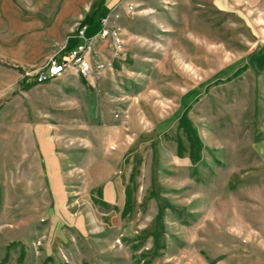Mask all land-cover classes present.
<instances>
[{"label":"rangeland","instance_id":"rangeland-1","mask_svg":"<svg viewBox=\"0 0 264 264\" xmlns=\"http://www.w3.org/2000/svg\"><path fill=\"white\" fill-rule=\"evenodd\" d=\"M98 2L0 0V264H264V0H107L123 56L23 90Z\"/></svg>","mask_w":264,"mask_h":264},{"label":"built area","instance_id":"built-area-1","mask_svg":"<svg viewBox=\"0 0 264 264\" xmlns=\"http://www.w3.org/2000/svg\"><path fill=\"white\" fill-rule=\"evenodd\" d=\"M128 8L131 9L132 6L129 5ZM101 23L100 29L90 38L85 37L87 24L83 23L78 26L76 37L84 40V44L57 52L38 70L35 72H25L24 75L33 76L36 83L50 81L52 76L61 77L71 70H75L82 76L90 79L97 77L108 64L93 61L91 54L95 40H108L111 44L113 57L121 58L124 54V45L120 29L110 24H104V18L101 19Z\"/></svg>","mask_w":264,"mask_h":264},{"label":"crops","instance_id":"crops-1","mask_svg":"<svg viewBox=\"0 0 264 264\" xmlns=\"http://www.w3.org/2000/svg\"><path fill=\"white\" fill-rule=\"evenodd\" d=\"M103 7L105 8V11H108L107 13H109L110 10L108 8L109 6H107V0L105 1V4ZM93 11L89 14V16L87 18H85V20H86L85 23L87 24V29L85 31V37L86 38L92 37L100 28L99 26H96V24L94 22V17L91 18ZM107 13L105 15H101V19L104 16H106ZM101 19H100V22H101ZM90 22H93V23L90 24ZM104 22H107V24H109L107 21V17L104 18ZM81 41H82L81 39L76 37V32H75V36L70 37L67 40V42L69 43L68 47L72 46L73 44L76 46L84 44V40L82 43H81ZM92 50H93V52H95V56H97V59H96L93 55V58L95 59V61H97V60H99V61H110L111 58L113 57V52L111 50V44L109 43L108 40H95L93 42ZM18 67L24 68L20 65H18ZM59 78H62V79L69 81V83L72 84V87L78 88V92H81V93H83L84 91L82 92V90L80 88V84L85 83L86 86H84V87H87L88 89H90L89 82L90 83L92 82V79H89L87 77L82 76L80 73H78L75 70H71ZM59 78H57V79H59ZM65 169L66 168H63V169L62 168L61 169L60 168H52L51 170L53 172L55 171L56 173L61 174L64 172Z\"/></svg>","mask_w":264,"mask_h":264},{"label":"trees","instance_id":"trees-1","mask_svg":"<svg viewBox=\"0 0 264 264\" xmlns=\"http://www.w3.org/2000/svg\"><path fill=\"white\" fill-rule=\"evenodd\" d=\"M106 0H99L98 5L96 7V9L93 11L91 18H93L95 16V14L97 12H99L101 10V8L104 6ZM86 20H83V22H81V24L85 23ZM76 45H72L69 47H64L62 50H60L59 52L63 51V50H67V49H72L74 48ZM18 70H20L21 72H23V70L21 68H17ZM36 84L35 79L33 78V76H27L24 75L23 78L20 81V86L23 90H27L29 88H31L32 86H34ZM24 250L21 249L20 254H19V262H21L24 258Z\"/></svg>","mask_w":264,"mask_h":264},{"label":"bare ground","instance_id":"bare-ground-1","mask_svg":"<svg viewBox=\"0 0 264 264\" xmlns=\"http://www.w3.org/2000/svg\"><path fill=\"white\" fill-rule=\"evenodd\" d=\"M104 24H107L106 22H104ZM60 76H52L51 80H54V79H57L59 78Z\"/></svg>","mask_w":264,"mask_h":264}]
</instances>
